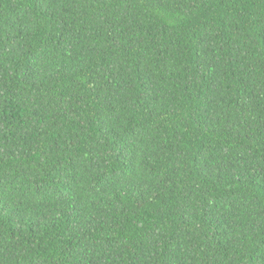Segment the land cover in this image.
I'll list each match as a JSON object with an SVG mask.
<instances>
[{
	"label": "trees",
	"instance_id": "16d2710c",
	"mask_svg": "<svg viewBox=\"0 0 264 264\" xmlns=\"http://www.w3.org/2000/svg\"><path fill=\"white\" fill-rule=\"evenodd\" d=\"M0 264H264V0H0Z\"/></svg>",
	"mask_w": 264,
	"mask_h": 264
}]
</instances>
